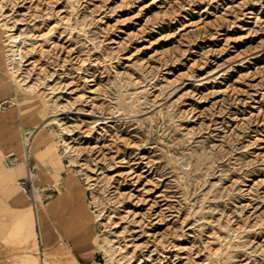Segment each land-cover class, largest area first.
<instances>
[{"label": "rangeland", "instance_id": "obj_1", "mask_svg": "<svg viewBox=\"0 0 264 264\" xmlns=\"http://www.w3.org/2000/svg\"><path fill=\"white\" fill-rule=\"evenodd\" d=\"M4 252L264 264V0H0Z\"/></svg>", "mask_w": 264, "mask_h": 264}, {"label": "built area", "instance_id": "obj_2", "mask_svg": "<svg viewBox=\"0 0 264 264\" xmlns=\"http://www.w3.org/2000/svg\"><path fill=\"white\" fill-rule=\"evenodd\" d=\"M18 161H19L18 158L15 156H11L7 159L9 165H15ZM24 166H25V176L19 179L18 183L20 185L22 192L26 194L32 189L31 181H32V176L35 172V167L34 165H31L28 160L24 162ZM96 264H108V261L104 257V255H101V257L97 259Z\"/></svg>", "mask_w": 264, "mask_h": 264}, {"label": "bare ground", "instance_id": "obj_3", "mask_svg": "<svg viewBox=\"0 0 264 264\" xmlns=\"http://www.w3.org/2000/svg\"><path fill=\"white\" fill-rule=\"evenodd\" d=\"M12 41V40H11ZM10 69H12V67L10 68ZM11 73V72H10ZM36 135L37 134H31V138L34 140L35 139V137H36ZM25 145H26V143H24ZM30 150H31V146H30ZM28 152H29V149L28 150H25L24 151V156H28ZM25 161H27V159L25 160ZM17 164V163H16ZM15 164V165H16ZM10 166H14V165H10ZM35 167V166H34ZM24 171H25V166H24ZM34 175H35V172H34V174H33V176H32V180H33V177H34ZM19 181V180H18ZM17 184H18V186H19V188H20V185H19V183L17 182ZM21 189V188H20ZM22 191V190H21ZM33 187H32V189L29 191V192H27L26 193V197H30L31 199L30 200H32L33 202H35V200L37 199V195H35L34 194V196H33ZM34 207V206H33ZM31 215H32V217L33 218H35L36 219V221L38 220V219H40L41 221H44L45 220V217H46V211H40L39 209H35L34 210V208L32 209V207H31ZM44 219V220H43ZM110 247H111V249L113 250L112 252L114 253V252H116V251H118V250H121V247L119 246V245H114V244H112V245H109ZM104 249V248H103ZM110 250V249H109ZM111 251V250H110ZM62 253H64L63 251H62ZM106 259H107V261L109 260L107 257H105ZM44 263H42V264H45V259H44V261H43ZM64 263V262H63Z\"/></svg>", "mask_w": 264, "mask_h": 264}, {"label": "crops", "instance_id": "obj_4", "mask_svg": "<svg viewBox=\"0 0 264 264\" xmlns=\"http://www.w3.org/2000/svg\"><path fill=\"white\" fill-rule=\"evenodd\" d=\"M5 249H10V243H8L5 247ZM6 252V251H5ZM3 253L0 255V264H35V257L34 254L26 255L25 257H18V256H11L13 254H8V256H5L7 253Z\"/></svg>", "mask_w": 264, "mask_h": 264}]
</instances>
